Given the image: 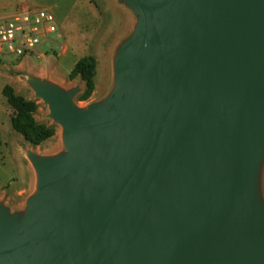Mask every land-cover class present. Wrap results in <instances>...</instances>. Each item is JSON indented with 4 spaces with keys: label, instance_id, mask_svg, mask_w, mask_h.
<instances>
[{
    "label": "water",
    "instance_id": "95a60500",
    "mask_svg": "<svg viewBox=\"0 0 264 264\" xmlns=\"http://www.w3.org/2000/svg\"><path fill=\"white\" fill-rule=\"evenodd\" d=\"M137 17L116 88L30 82L66 152L0 203V264H264V0H117Z\"/></svg>",
    "mask_w": 264,
    "mask_h": 264
},
{
    "label": "rangeland",
    "instance_id": "374dc122",
    "mask_svg": "<svg viewBox=\"0 0 264 264\" xmlns=\"http://www.w3.org/2000/svg\"><path fill=\"white\" fill-rule=\"evenodd\" d=\"M21 4L52 13L59 31L40 47L38 55L13 56L0 42V203L19 215L24 214L38 187V175L28 156L55 157L66 148L62 127L51 118L49 107L41 99L35 118L40 124H55L56 135L38 147L27 143L12 127L15 111L8 103L6 88L35 100L38 98L30 82L41 79L67 92L78 89L77 103L86 92V84L71 74L81 60L90 58L96 65L95 90L77 105L88 108L101 103L116 88V52L133 34L130 27L137 24V17L117 0H0V23ZM258 195L264 208V153Z\"/></svg>",
    "mask_w": 264,
    "mask_h": 264
},
{
    "label": "built area",
    "instance_id": "2783aa9c",
    "mask_svg": "<svg viewBox=\"0 0 264 264\" xmlns=\"http://www.w3.org/2000/svg\"><path fill=\"white\" fill-rule=\"evenodd\" d=\"M58 31L52 13L21 4L11 17L0 23V42L13 56L38 55L40 47L51 42V36Z\"/></svg>",
    "mask_w": 264,
    "mask_h": 264
},
{
    "label": "trees",
    "instance_id": "16d2710c",
    "mask_svg": "<svg viewBox=\"0 0 264 264\" xmlns=\"http://www.w3.org/2000/svg\"><path fill=\"white\" fill-rule=\"evenodd\" d=\"M95 69L96 65L93 59H83L71 74V77L80 76L86 84V92L84 96L77 98V103L82 102L83 99L88 98L94 92ZM5 95L9 105L15 111L12 118V127L27 143L38 147L55 137L57 127L55 124H40L35 118L40 99L27 100L16 95L11 88H6Z\"/></svg>",
    "mask_w": 264,
    "mask_h": 264
},
{
    "label": "crops",
    "instance_id": "0c3cea01",
    "mask_svg": "<svg viewBox=\"0 0 264 264\" xmlns=\"http://www.w3.org/2000/svg\"><path fill=\"white\" fill-rule=\"evenodd\" d=\"M14 12H15V11H14ZM14 12H13L12 14H14ZM12 14H11V15H12ZM135 25H136V24H135ZM130 29H132V30H131V33H133V31H134L135 27H133V28H132V27H130ZM129 36H130V35H129Z\"/></svg>",
    "mask_w": 264,
    "mask_h": 264
}]
</instances>
